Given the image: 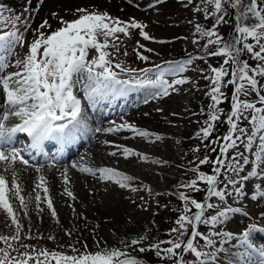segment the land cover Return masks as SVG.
<instances>
[{
	"label": "snow or ice",
	"instance_id": "1",
	"mask_svg": "<svg viewBox=\"0 0 264 264\" xmlns=\"http://www.w3.org/2000/svg\"><path fill=\"white\" fill-rule=\"evenodd\" d=\"M201 2L204 8L198 10L203 11L206 18L212 17L213 24L210 28L197 24L195 30L201 38H206V43L202 45L205 54L221 58L223 63L218 67L208 64L209 74L202 77L210 81L205 94L212 103L208 107L204 126L195 135L202 143L208 141V144H204L205 148L209 144L213 145L210 151L215 157L205 154L203 158H196L198 162L190 169L193 178L178 186L188 194L186 191L178 192L182 207L174 209L179 214L174 226L169 229L171 236L168 240L142 246L141 241L146 240L147 235H141L130 241L122 240L123 247H101L96 242L95 251L87 244L80 249L69 244L67 247L71 254L37 249L28 244H21L25 250L18 252L13 246V242L21 241L20 233L24 228L14 210L13 199L19 200L26 210L25 215H28L27 203L21 195L22 189L13 165L17 160L25 165L29 161L18 149L11 147L16 134L26 133L31 139L28 149L37 152L43 151L45 141H56L61 145L73 143L93 131L87 123L82 100L94 107L102 101L124 96L135 88L143 87L153 88V96L167 97L170 91H178L174 85L187 82L185 78H177V74L185 72L194 60L203 57L190 56L182 61L169 62L166 69L155 65L156 72L153 74L152 68L127 67L118 59L122 43L119 34L130 37L129 30L138 29L143 39H154L145 31L146 26L134 18L122 21L107 12L78 8L72 20H66L53 12L52 16L59 24L56 28L48 19H43L37 27L32 28L31 17L24 20L21 16H5V8L0 4V98L6 105L0 111V162L4 164V172L0 173V210L6 213L15 226V234L0 235V241L6 245L0 247V264H144L141 258L132 253L149 250H154L161 259L171 260V264H218L220 255L225 252L232 256V259L225 257L227 264H240V260L244 264H264V247H253L255 241L252 240L253 233H264V228L250 225L239 236L236 242L245 247L240 259L225 247L229 240L234 239V234L223 230L230 215L240 211L229 201L245 196V182L251 183L250 178L260 180L251 198L264 199V190H261L264 185V0ZM156 3H160V0H156ZM229 9H235L236 15L234 34L231 40H226L221 37L217 25L228 23L226 16L230 15ZM26 34L31 35V40ZM193 43H199V40ZM137 46L134 49L137 58L148 60V56L139 51L145 45L137 41ZM122 54L128 55L126 50ZM242 55L248 59H242ZM165 74L173 79H165ZM228 86H232L230 110L223 117L224 109L218 106L228 99L223 91ZM12 118L19 122L8 126L6 121ZM220 122L227 124V131L222 136L213 137L215 126ZM125 129L140 137L150 135L148 131L129 123L105 129L96 128L94 131L111 133ZM156 139L160 137L156 136ZM5 147L7 150H4ZM192 151L199 152L200 147L195 146ZM123 154L127 157L133 153L131 149L124 148ZM140 158L147 159L146 156ZM201 165L209 166L210 173L201 170ZM246 165H250V168L245 169ZM72 167H79L87 173L98 172L99 179L115 180L121 188L129 187L127 181L133 179L109 167L93 169L75 163ZM10 170L12 179L9 186L6 174ZM62 175L64 183H69L67 171ZM37 189L43 190V202L47 204L51 215L56 217L57 212L43 176L38 177L33 189L36 207L43 212L40 208L41 193ZM202 192L203 198L199 200L191 195ZM65 193L75 199L67 188ZM200 226H204L206 231L202 232ZM66 235L70 236L71 233ZM48 239L54 237L49 236ZM205 248L208 250L205 251ZM13 252L17 254L13 255Z\"/></svg>",
	"mask_w": 264,
	"mask_h": 264
},
{
	"label": "bare ground",
	"instance_id": "2",
	"mask_svg": "<svg viewBox=\"0 0 264 264\" xmlns=\"http://www.w3.org/2000/svg\"><path fill=\"white\" fill-rule=\"evenodd\" d=\"M80 2L83 4H95L96 2L102 4L104 0H42V2L41 0H29L28 3L22 6L23 10L20 16L24 20H28L31 17V27L35 28L46 17L51 23L55 22L56 18L50 17V12L56 6L60 7V5ZM113 4L117 5L116 3H111L109 4L111 8H113ZM177 5L171 10V12H174L173 16L182 18V20L193 16L190 10H188L189 1L184 4V7H179V5L177 8ZM137 6H139L138 3L134 1L129 4H118L117 8L124 13H134L136 15L140 14L136 10ZM160 20L157 21L155 27H158L161 32L166 34L164 36L166 37L165 40H167V43H163L162 49L159 51V55L161 56L169 45H172L176 38V33L173 30L162 27V24H158ZM26 36L31 40L30 34H26ZM159 55L157 57L158 60H155L151 65L143 69L152 68L154 74L156 72L154 66L158 65V62L162 58ZM153 74H150V76ZM124 78L128 77L125 76ZM173 87L177 88L178 91H170V95L167 97L153 96L152 93L155 91L153 88L143 87L135 88L124 96L102 101L94 107L88 106L87 102L82 100L88 118L87 123L93 131L79 137L70 149H67L64 157L58 156L59 159L57 156H53L61 150L60 145L58 146L55 141H45L43 144L45 155L42 158L36 157L33 162L29 161L27 165L17 160L13 168L22 189L21 195L24 196L27 203L28 215H25L26 210L20 205L19 200L13 199V206L25 229L26 227L32 229L37 226L40 229H45L47 232V230H56L57 228L67 227L70 224H87L90 222L101 224L103 222L105 232L111 237L114 234L113 237L118 240L123 237L133 238L138 233H142L146 225L145 213L133 209L139 203L138 195L131 194L128 188H121L115 180L105 181L99 179L98 172L95 174L83 172L79 167L73 168L72 165L75 163L79 166H87L93 169L102 167L116 169L132 177L133 179L128 182H132L135 186L140 187V191L148 190L156 192L157 189L155 190V188H159V193L163 194L164 188L173 187L169 176L160 172L174 174L176 171L172 164L163 160L171 156L165 145H163L164 142L162 140H166L170 136V133L176 135L179 131L181 132V136H186L192 126L188 115L193 111L191 105L185 108L179 107L180 99L178 98V93L181 91V87L178 85H174ZM5 107V104L0 103V111H3ZM157 109H160V111H157ZM10 120L12 126L17 122L15 118ZM121 123L132 124L140 130L148 131L150 135L146 138L136 136L127 129L111 133L94 131L96 128L105 129ZM179 123L183 127L175 129L174 124L178 125ZM156 136H159L160 139L157 140ZM29 139L27 134L17 133L11 145V147L20 148L21 150L19 151L25 159L30 153L35 152V150H29L26 147V144L30 143ZM160 140L161 142H159ZM124 148L132 150L133 154L130 156L134 159H141V156H146L147 159L143 160L145 163H148L147 161L153 158L157 165L156 170L144 173L145 171L137 168L136 173L139 176H134L132 172L134 166L129 165L126 160L123 154ZM4 150H7V147ZM111 153H115V155ZM157 156L161 159L157 158ZM65 171H67L69 177V183L67 184L64 183L62 175ZM2 172H4V164L0 162V173ZM40 176L45 178L53 206L57 212L56 217L51 215L47 204L43 202L42 189H37L36 191L41 193L42 202L40 203V208L43 209V212H40L36 207V193L33 189L36 183H38V177ZM6 177L9 180L10 186L12 179L11 170L6 174ZM251 181L249 184L250 189L252 192H255L256 184H259L260 180L258 178H251ZM65 188L73 193L75 199L66 195ZM261 190H264V185L261 186ZM257 200L261 206L262 213H264V199L257 197ZM231 204L233 207H237L238 205L237 202ZM262 219L264 221V215H262ZM11 225V219L0 210V234L9 235ZM252 240L256 243L253 244V247H264V233H253ZM230 250L236 255L237 259H240V255L244 252L245 247L236 242L234 246H230ZM226 255L218 264H227L225 257L232 259V256L228 255V253ZM240 264H244V261L240 260Z\"/></svg>",
	"mask_w": 264,
	"mask_h": 264
},
{
	"label": "rangeland",
	"instance_id": "3",
	"mask_svg": "<svg viewBox=\"0 0 264 264\" xmlns=\"http://www.w3.org/2000/svg\"><path fill=\"white\" fill-rule=\"evenodd\" d=\"M134 1H136L139 5L137 6L138 8L135 9L138 11V13L140 12V14H127L117 8L118 4H129L133 3ZM187 1L189 0H160V3L157 4L156 0H104L102 4L98 2H96L95 4H83L82 2H80L62 6L60 5V7L56 6V8H53L50 12V17H53L52 13L55 12L58 14V16L63 17L66 20H72L73 18H75L76 9L85 8L89 11L107 12L111 17L119 18L122 21H129L130 19L134 18L138 22L144 24L146 26L145 31L149 34L150 37H153L154 39H143L139 35L138 29H130V37H124L123 34H119L122 43L121 55H119L118 59L120 61H123L127 67L143 69L144 67L151 65L155 60H158L157 57L160 54L159 51H161L163 43H167V40H165L166 37L164 36L166 34L161 32L158 27H155V24H157V21H159L160 19L161 20L160 22H158V24L160 23L162 24V27L173 30V32L176 33V38L173 41L172 45H169L163 55H159L160 57H162L161 59L159 58L160 61L158 62V65L161 66V69L168 68L169 62L182 61L190 56L203 57L204 62L202 61L201 63L198 59H196L194 60L193 65L186 68L185 72L177 74V78H185L187 81L183 85H178L179 87H181V91L178 93V98L180 99L181 103H179V107L185 108L186 106L191 105L193 111L188 115V118L191 119L192 126L191 130L188 131L186 136H181V132L179 131V133H177L176 135L170 133V136L166 140H162V142H164L163 145H165L171 156L170 158H166L163 160L169 164H172L175 167L176 171L174 172V174L163 173L162 171L160 172L164 175L169 176L170 180L173 183V187L164 188V193L162 194L159 193L160 189L155 187V190L157 189L156 192L148 190L140 191V187L135 186L132 182L127 181V183L129 184V187H127L129 189V192L131 194H135V196L138 195L139 197V203L133 209L140 210L142 213H145L146 225L148 226L147 227L145 225V229H143L144 231H142V233H138L133 237L136 238L141 235H147V239L141 241L142 246H146L155 241H161V239L164 237L166 238H164V241L170 238L171 234L169 232V229L174 226V221L179 214L177 211H174V209L182 207V202L178 198V192L186 191L185 189H181L178 186L185 183L187 180L191 179V176H193L192 172L190 171L191 167L194 164L193 160L197 161L196 158H203L205 154H207L211 158L215 157V154L210 151V148L213 145L209 144L208 148H205L204 144H208V141H204L202 143L195 134L202 126H204V121L207 119L208 107L210 103H212L210 97L205 94L209 90L210 81H206L202 77L209 74L207 71L208 64H211L214 67H218L221 63H223V60L217 57H208L205 54L206 50L202 47L204 43L201 42L203 38L201 39L200 34L195 30V26L197 24H200L204 28H210L213 24L212 17L209 16L206 18L205 13L198 10L204 8V4L201 2V0H192V2L189 3L188 10H190V13L193 14L191 18L182 20V18L173 16L174 12H171L172 8L175 7L176 4H178L177 8L179 5V7H184V4H186ZM28 2L29 0H0V4H2L5 8V16H20L23 10L22 6ZM111 3H116L117 5L113 4L114 6L113 8H111L109 5ZM229 12H232L231 19L233 21L229 23L228 18L230 17L227 15L226 20H228L229 24L226 23L217 25V29L221 37L226 40H231L234 34L233 28L235 25L234 17L236 15V10L229 9ZM45 19L48 18L46 17ZM51 24L54 28L59 26L56 19L55 22ZM194 40H199V43H193ZM249 40H251V38H249ZM137 41H139L140 44L145 45V48H141L139 49V51L143 55L148 56V60H141L137 58V54L134 51V49H137L138 47ZM146 49H152L153 51H147ZM124 50L127 51V56H124L122 54ZM199 69H204L205 71L201 72L199 71ZM151 76L152 78H154V75ZM164 78L169 81L173 79V77L167 74H165ZM223 91L228 99L218 107H222L224 109V113H222V116L226 117L227 112L230 110L232 86L224 88ZM0 103H3L2 98L0 99ZM174 112H176V110H174ZM10 122L11 120L6 121L8 126L12 125V123ZM17 122L19 121L17 120ZM178 127H183V125L180 123L178 125L174 124L175 129H177ZM226 131L227 124L225 122L217 123L215 126L213 137L222 136L226 133ZM159 142H161V140ZM195 146L200 147V151L196 152L198 156L193 155V153L195 152H193L192 149ZM241 151H243L242 148ZM33 156L34 155L31 156V159ZM157 158L161 159L158 156ZM126 160L128 161L129 165L134 166V168L132 169L134 176H139V174L136 173L137 168H140L141 171H145L144 173H149L150 171L153 172L156 170L157 165L153 158L148 160V163H145L143 161L144 159H134L132 156H127ZM200 168L206 173H210L211 171V169L207 165H201ZM249 168L250 165L245 166V169ZM243 174H246V172ZM249 184V182H245L244 197H240L239 199L233 198L229 201L230 203L237 202L238 205L236 208H239L240 211L231 214L229 217V221L223 225V230L232 232L234 234V239L229 240L225 246L228 249H230V246H234L236 244V240L243 232L249 229L250 225H256L257 228H263L264 226V221L261 215V206L258 203L257 199L253 200L251 198V194L253 192L251 191ZM201 187H203V185H201ZM133 189L137 190L134 191ZM173 193H176V195H173ZM186 194H188L187 191ZM191 195L195 196V198H197L198 200L203 198V192L199 194L192 193ZM176 204L179 207L176 206ZM193 211H195L194 208ZM74 225L70 224L67 227L57 228L58 230H47V232L45 229H40L37 226L30 229L31 231L29 232V228L26 227L25 229L24 227L20 233L21 241L13 242V246L17 249L18 252H23L25 250L20 246L21 244H28L31 247L37 249L46 248L48 250L66 251L71 254V250L67 247L69 244L74 245L78 249L82 248V245L87 244L91 250L95 251L96 242H99L101 247H123V245L121 244L122 240L130 241V239H132V237H127L128 239L123 237L122 239L118 240L117 238L113 237L114 234H112V237L109 236V234H107L104 230L103 222H101V224L90 222L87 224L79 223ZM11 226L12 227L9 228V235L7 234L8 236L15 234V226ZM217 227L219 228L220 226ZM200 230L204 232L206 231V228L204 226H200ZM69 232L71 233V235H66V233ZM25 236H31L32 238L25 239ZM49 236L54 237V239H48ZM201 243H203V241H201ZM217 246H219L218 242ZM0 247H6V245L2 241H0ZM204 250L207 251L208 249L205 248ZM226 253L227 252L220 255L218 261L219 263L223 260L224 256H227ZM16 254L17 252H13V255ZM133 254L136 253L133 252ZM185 256H188V254H185ZM140 258L143 261L146 260L145 256H141ZM188 258L191 259L192 257L189 256Z\"/></svg>",
	"mask_w": 264,
	"mask_h": 264
},
{
	"label": "trees",
	"instance_id": "4",
	"mask_svg": "<svg viewBox=\"0 0 264 264\" xmlns=\"http://www.w3.org/2000/svg\"><path fill=\"white\" fill-rule=\"evenodd\" d=\"M233 12V11H232ZM232 12L230 13V15H228L230 18H228L229 19V23L230 22H232L233 20L231 19V16H232ZM207 20V19H206ZM228 23V24H229ZM202 39V38H201ZM202 43H206V38H203L202 39V41H201ZM213 50H214V48H213ZM242 59H247V57L246 56H244V55H242ZM201 63H202V61L204 62V60L203 59H198ZM250 63H253L252 61H249ZM193 155L195 156V155H197L196 154V152L195 153H193ZM198 156V155H197ZM196 162H198V161H195V160H193V163H196ZM191 178H193V176H191ZM176 206H178L177 204H176ZM179 207V206H178ZM180 208V207H179ZM165 233V232H164ZM165 238V237H164ZM164 238H162L161 239V241H164ZM166 239V238H165ZM164 246V245H163ZM166 247V246H165ZM136 254H133V255H136V256H138L139 258L141 257V256H145L146 257V260L144 261V264H171V260H169V259H167V258H165V259H161V258H159V257H157L156 255H155V252H154V250H149V251H146V253H137V252H135Z\"/></svg>",
	"mask_w": 264,
	"mask_h": 264
}]
</instances>
